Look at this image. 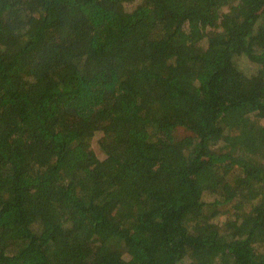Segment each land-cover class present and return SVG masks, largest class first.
Wrapping results in <instances>:
<instances>
[{
  "label": "trees",
  "instance_id": "obj_1",
  "mask_svg": "<svg viewBox=\"0 0 264 264\" xmlns=\"http://www.w3.org/2000/svg\"><path fill=\"white\" fill-rule=\"evenodd\" d=\"M0 264H264V0H0Z\"/></svg>",
  "mask_w": 264,
  "mask_h": 264
},
{
  "label": "rangeland",
  "instance_id": "obj_2",
  "mask_svg": "<svg viewBox=\"0 0 264 264\" xmlns=\"http://www.w3.org/2000/svg\"><path fill=\"white\" fill-rule=\"evenodd\" d=\"M137 4V2L135 4H133L132 6H135Z\"/></svg>",
  "mask_w": 264,
  "mask_h": 264
}]
</instances>
